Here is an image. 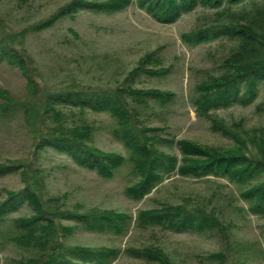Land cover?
<instances>
[{"label": "rangeland", "instance_id": "1", "mask_svg": "<svg viewBox=\"0 0 264 264\" xmlns=\"http://www.w3.org/2000/svg\"><path fill=\"white\" fill-rule=\"evenodd\" d=\"M72 0H0V38H5L22 52L26 61L28 84L18 68L0 65V101L7 95L29 105L40 104L43 96L64 89L113 90L122 86L126 77L146 55L157 51L169 73L162 78H139L137 88L160 89L177 95L176 102L154 111L142 109L141 126L161 139L189 140L201 146L229 150L236 142L214 133L211 122L200 118L193 104L196 86L219 74V66L229 54V42H215L198 47L186 46L181 36L205 24L213 11L198 8L174 24L162 25L146 12L132 5L115 15L79 14L55 27L37 31L36 25L47 20ZM105 2L108 0H96ZM264 0H250L254 8ZM244 7L234 8L239 12ZM264 103V85L256 103L250 107L236 106L213 114L231 132L244 140L258 139L264 133V114L257 106ZM67 130L87 129L89 146L104 153H120L128 160L130 153L115 136L116 120L106 113L63 110ZM32 125L19 117L6 129H0V165L22 164L25 181L19 174L0 180V203L9 192H17L30 184L37 191L47 211L76 213L117 211L137 217L142 210H153L164 204L183 206L189 210L203 209L214 213L222 222L224 234H177L161 228L146 231L134 228L127 237L116 238L75 231L65 239L70 248L129 247L159 248L172 264H264L259 256L264 250V216L248 213L243 189L223 179L202 180L173 175L143 201L126 196V188L137 181L131 162L113 180H104L88 172L68 157L53 150L36 154L41 112L37 108ZM30 122V120H29ZM33 122V121H32ZM49 127H58L54 121ZM263 130L262 132H258ZM258 133V134H257ZM250 146V145H249ZM160 150L170 153L163 145ZM250 150L253 151L250 146ZM34 212L25 207L12 215L3 228L0 241V264H16L30 253L5 236L14 232L15 221L30 218ZM64 227L73 226L63 222ZM63 240V238H62ZM220 254L223 262L210 259ZM114 264H146L124 254Z\"/></svg>", "mask_w": 264, "mask_h": 264}, {"label": "trees", "instance_id": "2", "mask_svg": "<svg viewBox=\"0 0 264 264\" xmlns=\"http://www.w3.org/2000/svg\"><path fill=\"white\" fill-rule=\"evenodd\" d=\"M249 1L72 0L35 26L37 31H45L82 13L115 15L132 5L162 25L174 24L198 8L213 11L211 19L183 34L181 40L189 47L215 42L230 43L229 54L221 62L219 74L196 86L193 104L198 116L211 122L212 131L234 140L235 148L219 150L189 140L161 139L149 132H163L164 129L149 130L141 126L138 117L142 109L154 111L165 108L173 105L177 98L171 91L136 87L139 78H162L169 73V69L161 66L162 60L157 51L143 57L122 86L113 90H58L45 94L40 104L32 105L18 102L7 95L0 101V129H6L19 117L23 118L26 126L32 125L36 118L35 111L39 108L41 121L37 129L40 131L36 154L53 150L104 180H113L131 162L137 181L128 186L125 193L136 202L143 201L176 174L196 180H227L243 189L242 198L248 203V213L263 217L264 133H260L258 139L249 137L247 141L213 117L219 110L254 105L264 85V2L251 9L246 7ZM237 7L244 8L236 12L234 8ZM0 65L20 69L28 84H32L22 52L5 38H0ZM65 109L106 113L113 117L118 124L115 136L129 151V160L120 153H104L89 146L86 143L90 137L89 128L83 131L67 130L63 125ZM257 112L264 114V103L257 106ZM51 120L57 122L58 127H49ZM159 144L170 149V153L160 150ZM16 174L25 181L26 172L22 164L0 165V180ZM25 207H29L34 215L17 219L13 234L5 236L7 241L30 253L28 258L16 261V264H114L122 254L146 264H172L159 248H70L65 245V239L77 230L116 238L127 237L134 228L144 231L161 228L177 234L200 236L210 233L220 236L225 231L220 219L212 212L169 204L153 210H142L137 217L117 211L86 214L47 211L37 191L28 184L17 192H9L0 203V239L9 218ZM63 222L72 223L73 226L64 227ZM1 248L0 241V252ZM259 256L264 258V250ZM210 259L223 262L220 254H212Z\"/></svg>", "mask_w": 264, "mask_h": 264}]
</instances>
